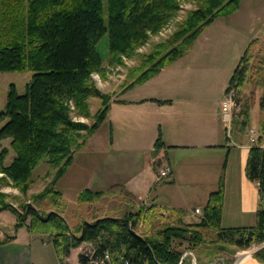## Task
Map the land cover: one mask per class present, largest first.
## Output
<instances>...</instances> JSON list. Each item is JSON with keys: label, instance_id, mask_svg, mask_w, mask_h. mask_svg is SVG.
I'll use <instances>...</instances> for the list:
<instances>
[{"label": "trees", "instance_id": "obj_1", "mask_svg": "<svg viewBox=\"0 0 264 264\" xmlns=\"http://www.w3.org/2000/svg\"><path fill=\"white\" fill-rule=\"evenodd\" d=\"M183 2H192L193 7L173 20V30L165 38L136 55L138 59L126 73L122 89L143 83L183 55L205 26L217 16L234 12L239 0H0V72H31L22 93L8 84L0 110V139L8 137L13 151L10 162L4 165L7 149L0 148V186L10 183L23 192L38 163L53 170L51 180L18 209L0 192V210L14 215L15 227L49 234L59 264H64L70 249L83 241L91 245L95 256L108 252L114 264L121 260L128 264H176L184 248L202 247L208 253L220 244L244 249L264 240V207L255 210L251 226L220 225V182L208 193L202 213L194 221L184 220L183 209H162L155 204L138 206L117 217L101 216L71 225L62 215L66 201L55 186L56 180L73 153L103 121L110 103L111 94L95 87L92 73L104 77V60L107 66L121 64L122 57L131 56L149 35L172 21ZM104 35L100 46L105 55L97 46ZM245 81L250 89L239 106L242 114L260 89L256 94L258 134L248 149L244 172L261 195L264 35L247 43L228 78L225 91L234 88L235 104ZM91 97L99 100L94 114L89 112ZM70 112L92 121L86 124L74 120ZM160 144L157 137L154 145ZM95 194L85 188L76 199L87 202ZM86 256L78 254L77 258L85 261ZM253 256L264 263V245ZM179 264L187 263L183 260Z\"/></svg>", "mask_w": 264, "mask_h": 264}, {"label": "crops", "instance_id": "obj_2", "mask_svg": "<svg viewBox=\"0 0 264 264\" xmlns=\"http://www.w3.org/2000/svg\"><path fill=\"white\" fill-rule=\"evenodd\" d=\"M257 19L264 24V13ZM231 22L227 25L215 17L183 55L158 72L190 61L198 69L205 67L206 62L195 58L207 56L212 48H217L225 32L229 35L224 37L229 38L233 48L236 36L241 39L243 34ZM258 33L262 36L264 31ZM201 80L181 78L173 84L170 79L151 95L132 99L113 97L102 123L74 153L57 180L65 184L62 193L73 191L70 196L76 197L80 189L87 188L97 192L90 201H123L122 210L155 204L183 209L186 216H199L208 193L216 190L220 182V225L251 226L255 210L264 207L256 184L244 172L248 149L255 141L258 127H245L246 112L240 114L236 106L224 131L215 110L219 109L220 99L212 100L211 107H207L209 98L193 95L190 85ZM103 125L107 126L105 133L101 131ZM115 125L121 130L118 137L113 134ZM157 137L161 141L159 147L154 145ZM143 154L148 155L149 161L139 166L138 157ZM164 167L168 168L167 175L156 179L157 172ZM195 208L199 213L194 212ZM15 228V234L0 243V264H59L45 234L30 233L24 226ZM21 229L27 231L23 244L19 240Z\"/></svg>", "mask_w": 264, "mask_h": 264}, {"label": "rangeland", "instance_id": "obj_3", "mask_svg": "<svg viewBox=\"0 0 264 264\" xmlns=\"http://www.w3.org/2000/svg\"><path fill=\"white\" fill-rule=\"evenodd\" d=\"M239 1L241 4L240 5L238 4L239 9H236L237 10V11L235 10L236 12L225 16H218L216 18L217 20L222 21L227 25L232 23L231 20H233L234 23H236L235 30L238 29V31L243 34V37L240 39V36L237 35L236 42L234 43L232 48V44L230 43L229 38L224 37V35H229L227 32H225L218 40L219 42L217 48H212L207 56L201 57V55H198L195 58V60L197 61H202L203 63L206 62L207 64L205 63L206 64L205 67L198 69V66L193 64V61L183 63L182 65L178 64L174 67L165 68L161 70L160 72L156 73L154 76L146 80L143 84L140 85L137 84L128 87L126 89H122L124 88L123 86L126 83V79H127L126 73L128 72V70H130V67H132L138 59V56L136 55L146 52L151 47L152 43H155L165 38L169 34V32L173 30L174 27L173 20H177L179 17H181L184 14V12L187 9H191L193 7L192 2H183L180 4L181 9L178 10L177 15L172 19V21H170L165 27H163L155 34L149 35L148 40L144 44L139 46L134 51L135 53H133L131 56L122 57L121 64L114 66L111 65L107 66L106 61L104 60L102 63L105 66L104 77L100 76V74H97L95 72L92 73L91 75V79L95 87L98 88L103 93L111 94V98H110L111 101V99H113V97H116L117 95L126 99L151 95L152 93L158 92L161 84L170 79H173L174 80L173 84H175L177 82L175 80H179L181 78H198L202 80L198 82H193V84L190 85L194 89L193 95L195 97H202V99L209 98L206 102V105L207 107H211L212 100L214 101V99L216 98L221 100L222 97L224 96V88L227 85L228 78L238 58L240 57L244 48L246 47L247 43L251 40V38H255V37L261 38V34H259L258 31H264V24L260 23L257 19L261 12L264 13V0H239ZM263 35L264 33L262 34V36ZM200 36L201 35H199L198 38H201ZM104 39H105V35L102 36L101 40L97 43V46L100 48V50H101L100 44ZM101 51L102 54L105 55L104 50ZM185 67H188V69H186ZM30 75L31 72L27 70L0 72V110H2L4 105L8 84L9 83L14 84L16 92L20 94L23 92L24 84L29 80ZM241 89L243 90L239 91L238 93L239 95H237L239 101L237 100L238 102L237 104L234 105V107L236 106H238V108L239 106L241 107L243 98L247 95L250 89V86L247 81L243 83ZM256 94L257 95L260 94V89H257ZM256 94L254 96L252 105L248 108V110L243 116L245 127H254V128L258 127L257 119H258L259 111H258V103H257L258 96ZM98 106H99V100L97 98L95 97L89 98L90 114H94ZM217 108H215V110L217 111L218 119L221 120L224 127V131H226L225 127L227 128L230 122L226 123L222 121L220 109ZM237 112L238 111H236V113ZM70 115L74 120L85 122L86 124L92 121V118H83L81 116H77L73 114V112H70ZM232 116H233V112L231 113V118ZM106 129H107L106 125H103V127H101V131L104 133ZM120 132L121 130L115 125L113 129L114 136L118 137L120 135ZM86 139L84 140L83 144L85 143ZM8 142H9L8 137L0 139V148L5 147L7 149V153L3 159L4 165H7L13 156V151L11 148H9ZM77 160L78 158L76 159V161ZM146 161L147 162L149 161L148 155L145 156L143 154L138 157L139 166L142 165V163H145ZM73 166L74 168H71L72 171L75 170V165ZM52 176H53V170L43 162H40L32 169L31 175L29 177L30 182L23 192H21L17 187L11 185L10 183L0 186V192L5 194L4 200L6 202H9L14 208L18 209L19 204L28 202L30 195L40 191V189H42L47 184V182L51 180ZM57 180L55 186L61 192L63 198L66 201L65 202L66 206L62 215L69 225L74 224L80 220H85L89 222L97 217L106 216V215L120 216L125 211L135 209L138 206L147 205V204L146 205L139 204L138 206L125 208L122 210V208L124 207L123 201H119V200L107 199L102 201L97 199L92 201L89 200L87 202L78 201L75 196H74L75 198L72 195L70 196V194L73 191H65L62 193L65 184L63 183L62 180L60 181ZM105 196H109V195L106 194ZM159 207L162 209L167 208V206L166 207L159 206ZM108 209L110 211L104 212V210H108ZM198 217L199 216H191L187 214V216L184 217V220L194 221L197 220ZM14 223H15V217L11 212L7 210H0V243H2L6 239V237L10 239L15 234L16 228L14 226ZM26 232L27 231H25V229H21L20 231L19 240L22 241L21 242L22 244L26 243L27 240L25 238ZM22 234L24 235L22 236ZM42 234H45L46 238L49 239L50 241L51 236L49 234L47 233H42ZM263 245H264V240L260 243L251 244L250 246L244 249H238L236 247H233L225 243V244L216 245L217 250L208 253H206L205 252L206 250H203L202 247L184 248V245H181L180 248L181 249L184 248L183 250L189 251L192 254L196 264H236L239 258L242 259L245 256L248 259H250L251 262L254 261L253 263L255 264H264L262 262H258V260H256L255 257L253 256V253L259 250V248L262 247ZM252 248L254 249L252 250ZM78 254H84V255L92 254L91 245L88 242L83 241L78 246L72 248V250L69 251V255L67 256V259H65L64 264L77 263ZM188 258L189 257L184 259V262L190 264V259Z\"/></svg>", "mask_w": 264, "mask_h": 264}, {"label": "built area", "instance_id": "obj_4", "mask_svg": "<svg viewBox=\"0 0 264 264\" xmlns=\"http://www.w3.org/2000/svg\"><path fill=\"white\" fill-rule=\"evenodd\" d=\"M234 105H235L234 91L233 89L229 88L224 92V96L219 101V109L221 112V117L223 122L226 123L230 122L231 113H232V109L234 108ZM167 173H168L167 168L164 167L157 172L156 176L159 179L167 175ZM259 198L261 201H264V194L259 195ZM194 212L199 213V210L195 208ZM187 257H189L188 259H190V264H196L192 254L187 250L181 251L176 264L181 263ZM119 259H121V257H119ZM78 264H114V263L110 261L109 254L105 252L101 257L90 254L87 256V259L83 263H78ZM119 264H128V263L126 260H121Z\"/></svg>", "mask_w": 264, "mask_h": 264}, {"label": "bare ground", "instance_id": "obj_5", "mask_svg": "<svg viewBox=\"0 0 264 264\" xmlns=\"http://www.w3.org/2000/svg\"><path fill=\"white\" fill-rule=\"evenodd\" d=\"M167 172H168V168H167ZM156 178H157V176H156ZM158 179V178H157ZM202 213V212H201ZM200 216V215H199ZM252 250H253V248H252ZM247 251V250H246ZM249 251V250H248ZM250 252V251H249ZM105 253V252H104ZM103 253V254H104ZM106 253H108V252H106ZM241 253V252H240ZM109 254V253H108ZM243 254V253H242ZM90 255V254H89ZM93 255V254H92ZM249 255V254H248ZM88 256V255H87ZM87 256H86V259H87ZM84 261H77V263H75V264H78V263H83ZM252 262L250 261V259H248L246 256L245 257H243L242 259H238V261H237V263L236 264H251ZM253 264V263H252Z\"/></svg>", "mask_w": 264, "mask_h": 264}]
</instances>
